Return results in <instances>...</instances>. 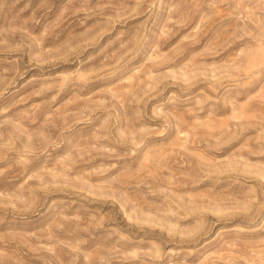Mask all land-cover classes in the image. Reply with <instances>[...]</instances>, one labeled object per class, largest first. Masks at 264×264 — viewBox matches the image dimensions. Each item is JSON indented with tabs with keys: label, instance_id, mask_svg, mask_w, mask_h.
<instances>
[{
	"label": "rangeland",
	"instance_id": "rangeland-1",
	"mask_svg": "<svg viewBox=\"0 0 264 264\" xmlns=\"http://www.w3.org/2000/svg\"><path fill=\"white\" fill-rule=\"evenodd\" d=\"M0 264H264V0H0Z\"/></svg>",
	"mask_w": 264,
	"mask_h": 264
}]
</instances>
